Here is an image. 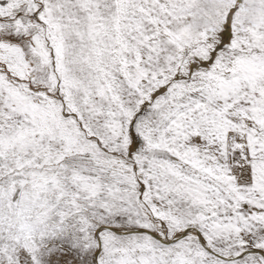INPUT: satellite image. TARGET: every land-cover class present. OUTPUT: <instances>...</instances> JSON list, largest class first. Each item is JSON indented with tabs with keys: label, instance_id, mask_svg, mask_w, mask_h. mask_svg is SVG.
Listing matches in <instances>:
<instances>
[{
	"label": "snow or ice",
	"instance_id": "snow-or-ice-1",
	"mask_svg": "<svg viewBox=\"0 0 264 264\" xmlns=\"http://www.w3.org/2000/svg\"><path fill=\"white\" fill-rule=\"evenodd\" d=\"M0 264H264V0H0Z\"/></svg>",
	"mask_w": 264,
	"mask_h": 264
}]
</instances>
